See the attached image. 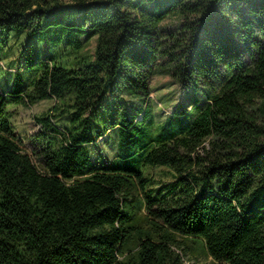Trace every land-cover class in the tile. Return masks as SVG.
Wrapping results in <instances>:
<instances>
[{
	"label": "trees",
	"instance_id": "1",
	"mask_svg": "<svg viewBox=\"0 0 264 264\" xmlns=\"http://www.w3.org/2000/svg\"><path fill=\"white\" fill-rule=\"evenodd\" d=\"M13 31L96 46L0 89V264H189L188 238L219 264H264V0H0V68ZM156 73L203 92L153 136ZM48 98L24 141L8 105ZM116 127L118 158L94 165L88 145ZM145 166L171 169L165 192L146 189Z\"/></svg>",
	"mask_w": 264,
	"mask_h": 264
},
{
	"label": "rangeland",
	"instance_id": "2",
	"mask_svg": "<svg viewBox=\"0 0 264 264\" xmlns=\"http://www.w3.org/2000/svg\"><path fill=\"white\" fill-rule=\"evenodd\" d=\"M179 19L175 16L167 18L161 25V30L165 35L178 30ZM96 46V37L88 40L83 48H75L65 43L50 44L43 39L30 38L26 32L11 33L10 41L6 45L2 53V62L0 68V89L6 93L13 86V80L16 72H20L23 85L27 89L33 87V81L38 78L41 73L40 65L34 62H42L52 59L68 68L78 67L82 63V56L85 54L90 57L94 53ZM89 61V60H87ZM152 92L148 99L152 109L151 131L155 136L160 125L171 114L174 109L183 103V108L193 113L195 111L191 104H196L202 100V92L192 93L188 89L181 88L180 84L173 79L170 74L156 73L151 81ZM56 103L55 98L42 99L32 105L13 104L8 105L10 111V121L16 133H18L24 141H28L29 137L38 133L41 126L36 120L45 111L49 110ZM114 102L108 94L103 98L99 113L106 119L113 114ZM142 118L140 114L138 116ZM57 123L62 127L69 124L66 119H59ZM119 128H109L104 130L101 136H97L96 140L88 145L92 162L96 166L112 164L118 158V141ZM144 172L151 179L146 189H154V194L159 193L160 189H164L166 185L173 182V174L167 166H145ZM145 195L144 190H141ZM146 210L140 207L137 216L144 217ZM147 223L144 222V225ZM187 259L189 264H219L210 256L206 250L204 242L199 238H188L185 241Z\"/></svg>",
	"mask_w": 264,
	"mask_h": 264
}]
</instances>
